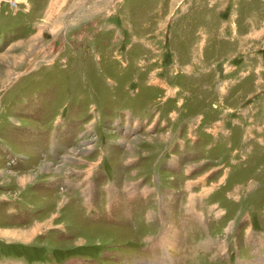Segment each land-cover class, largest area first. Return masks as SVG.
Segmentation results:
<instances>
[{
    "label": "rangeland",
    "instance_id": "374dc122",
    "mask_svg": "<svg viewBox=\"0 0 264 264\" xmlns=\"http://www.w3.org/2000/svg\"><path fill=\"white\" fill-rule=\"evenodd\" d=\"M167 213L264 262V0H0V264H150Z\"/></svg>",
    "mask_w": 264,
    "mask_h": 264
},
{
    "label": "crops",
    "instance_id": "0c3cea01",
    "mask_svg": "<svg viewBox=\"0 0 264 264\" xmlns=\"http://www.w3.org/2000/svg\"><path fill=\"white\" fill-rule=\"evenodd\" d=\"M152 213L153 212H151V214L150 215H152ZM188 213V212H187ZM193 215V214H192ZM167 216H168V213L166 214V217L164 216L163 218H161V221H160V223H162L163 222V224L164 223H167L166 224V227L164 226L163 227V229H164V231H163V233L161 234V232L162 231H160L159 232V236H157V237H152V238H150L148 241H150V243H148V245L149 246H147V247H145L146 249L145 250H147V251H149V252H151V251H153L152 249L154 248V250L156 249H158V252L162 255L159 259H152V262L150 263V264H161L164 260H161V258H168V261H170V263L169 264H184V262H185V260H186V258H187V263H185V264H190L191 262H193V257H198V255H199V253L201 252V247H200V245L199 244H197V242H196V244H194L193 246H192V248H191V250H190V253L189 254H191V255H189L188 253H186V255H185V257L183 258L182 257V259H181V257L179 256V255H177V254H173V252H172V254H171V252L170 251H174V250H177L180 246H179V241H178V237H177V234L175 235V236H171V238H170V240L168 241L167 240V235H166V237H164V235H165V233H167L168 231H167V229L171 226V228H174L173 226V224H171L170 225V223H171V221L170 220H168V218H167ZM151 219V218H150ZM184 222H183V228H184V231H186V230H190V225H191V220H192V218H189V216L188 215H185V217H184ZM202 222V221H201ZM197 224H199L198 223V221L196 222ZM169 226V227H168ZM195 226V225H194ZM189 227V228H188ZM170 232H171V230H170ZM191 238V237H190ZM151 240H153V241H151ZM147 241V242H148ZM203 241H205V240H203ZM173 246V247H172ZM183 246H185V245H183ZM162 247H164V248H162ZM206 248H207V246H206ZM141 253V252H140ZM143 253H145V252H143ZM167 254V255H166ZM146 256H148V255H146ZM166 256H168V257H166ZM144 257H145V254H143V255H140V257H139V261L138 262H142L143 264L145 263V260H144ZM149 258H150V256H148ZM171 259V260H170ZM248 259V261H249V257L247 258ZM253 259H255L254 257H252V258H250V262H248V264H253V262H252V260ZM137 261H135V260H133V263H137ZM142 263H140V264H142ZM254 263L255 264H264V262L263 261H261V260H258V259H256L255 261H254ZM246 264V263H245Z\"/></svg>",
    "mask_w": 264,
    "mask_h": 264
},
{
    "label": "bare ground",
    "instance_id": "6f19581e",
    "mask_svg": "<svg viewBox=\"0 0 264 264\" xmlns=\"http://www.w3.org/2000/svg\"><path fill=\"white\" fill-rule=\"evenodd\" d=\"M174 229V228H173ZM168 238V237H167Z\"/></svg>",
    "mask_w": 264,
    "mask_h": 264
}]
</instances>
